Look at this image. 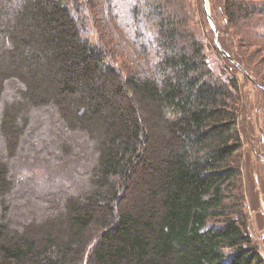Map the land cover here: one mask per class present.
Masks as SVG:
<instances>
[{
    "label": "trees",
    "instance_id": "16d2710c",
    "mask_svg": "<svg viewBox=\"0 0 264 264\" xmlns=\"http://www.w3.org/2000/svg\"><path fill=\"white\" fill-rule=\"evenodd\" d=\"M210 3L227 79L190 0H0V206L50 210L0 218V264H264L241 162L264 0ZM52 105L55 131L17 144Z\"/></svg>",
    "mask_w": 264,
    "mask_h": 264
},
{
    "label": "rangeland",
    "instance_id": "374dc122",
    "mask_svg": "<svg viewBox=\"0 0 264 264\" xmlns=\"http://www.w3.org/2000/svg\"><path fill=\"white\" fill-rule=\"evenodd\" d=\"M201 6V0H190V7L192 10V13L195 17L194 19V26L196 30L198 31L199 35L202 37L204 43L207 45L206 51L210 59V65L211 67L219 73L223 78L227 79V77H231L233 75V72L231 71L232 69L227 65L225 60L223 59V55L221 56L219 53H217V43L219 44L220 42L217 41L216 35L213 34L211 29L216 28L215 22L212 18V11H211V3L210 0L207 1V10L209 11V14L211 16V20L208 17V13L206 12V7L204 4L203 0V7L205 9V12L207 14L206 22L205 19L202 18L199 8ZM208 20V22H207ZM221 45V44H220ZM217 48V49H216ZM247 55L249 56L251 62L253 65L256 67L258 72L260 73L261 77L264 78V46H251L247 50H245ZM252 79L255 80L257 75L254 73H251ZM238 76L243 79L244 77L240 74ZM6 85V84H5ZM245 90L247 91V101H249V112H250V126L252 128V131L255 132L257 131L259 135H264V93L260 87H255L253 84H247L245 86ZM13 96L12 93V86L7 85L6 86V92L4 94V101L5 103H8L10 98ZM2 105V103H0ZM1 106H0V118H1ZM54 111L53 105L46 108V107H35L29 110L28 115L30 116V122L28 123L27 126H19V133H18V140L17 144L19 142H23V136L26 134V129L29 126H33L36 130L40 132L41 135L43 134H49L50 132H54V126L53 124L49 123V118ZM264 137V136H263ZM52 139L55 141L56 136H52ZM5 140V138H4ZM160 140H158L159 142ZM8 141L5 140V142H2V137L0 136V156L2 153H6V145ZM57 143V142H56ZM93 145L94 142L92 141ZM251 144V143H249ZM164 146V144H162ZM253 147V146H252ZM261 148L264 149V146L261 145ZM160 156H162L160 154ZM264 156V155H263ZM245 155L244 158L242 157V166L243 169L245 167ZM96 162V161H95ZM94 162V163H95ZM41 171L38 167L33 169L32 173L33 174H41ZM245 173V169H244ZM87 182V181H86ZM85 185V184H84ZM87 186V185H86ZM247 188V185H245ZM257 187L261 190L262 186L257 185ZM89 186L87 187V190L89 191ZM91 190V189H90ZM247 197L249 196L248 191H246ZM247 205H248V210H249V202L247 199ZM3 205L0 206V218L1 220L3 219L4 222H9L11 223L12 221L14 222V227L16 229H21L23 225H27L30 223L31 220L34 221H43L46 219L48 216V210L49 208L46 207V205H40L38 202H34V204L30 206H24L21 201L14 200L11 196L10 200L8 201V207H9V214H5L3 211ZM46 211L47 214H46ZM257 216L260 217V219L264 220V194L262 193V198L260 200L259 208L258 211L255 212ZM42 215V216H40ZM40 216V217H39ZM262 220V222H263ZM252 224V221H251ZM251 230V226H250ZM252 232V231H251ZM253 234V233H252ZM254 238L257 240L258 243H260L261 246V251L264 255V230L261 236H256L254 235Z\"/></svg>",
    "mask_w": 264,
    "mask_h": 264
},
{
    "label": "crops",
    "instance_id": "0c3cea01",
    "mask_svg": "<svg viewBox=\"0 0 264 264\" xmlns=\"http://www.w3.org/2000/svg\"><path fill=\"white\" fill-rule=\"evenodd\" d=\"M255 141L252 144H246L244 148L245 155V185L248 191L249 213L251 216V231L256 236H261L264 230V220L260 219L255 212L258 211L262 193L264 194V135H259L256 131ZM253 146V147H252ZM261 185V190L257 187Z\"/></svg>",
    "mask_w": 264,
    "mask_h": 264
},
{
    "label": "water",
    "instance_id": "95a60500",
    "mask_svg": "<svg viewBox=\"0 0 264 264\" xmlns=\"http://www.w3.org/2000/svg\"><path fill=\"white\" fill-rule=\"evenodd\" d=\"M207 1L208 0H204V4H205V7H206V12L208 13V17H209V19L211 20V16H210V14H209V11L207 10ZM212 21V20H211ZM215 29V28H214ZM216 30V29H215ZM216 40L218 41V32H217V30H216ZM217 46H218V48H219V50L226 56V57H229V58H231L230 57V55L223 49V47L220 45V43L218 44L217 43Z\"/></svg>",
    "mask_w": 264,
    "mask_h": 264
}]
</instances>
